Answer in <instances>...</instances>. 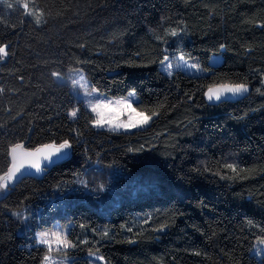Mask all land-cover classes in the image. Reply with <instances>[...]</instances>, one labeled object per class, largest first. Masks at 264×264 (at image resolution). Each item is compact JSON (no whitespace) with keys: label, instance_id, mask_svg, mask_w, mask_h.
Segmentation results:
<instances>
[{"label":"trees","instance_id":"1","mask_svg":"<svg viewBox=\"0 0 264 264\" xmlns=\"http://www.w3.org/2000/svg\"><path fill=\"white\" fill-rule=\"evenodd\" d=\"M177 26L180 36L164 35ZM0 44L10 46L0 61V175L12 144L72 145L0 195V264H42L35 234L56 223L76 245L64 252L70 264H90L89 253L106 264H260L250 250L264 238V0H0ZM181 52L209 71L159 68ZM71 68L106 94L135 89L134 106L159 115L130 131L93 127L52 75ZM221 79L251 90L211 104L204 92Z\"/></svg>","mask_w":264,"mask_h":264},{"label":"snow or ice","instance_id":"2","mask_svg":"<svg viewBox=\"0 0 264 264\" xmlns=\"http://www.w3.org/2000/svg\"><path fill=\"white\" fill-rule=\"evenodd\" d=\"M12 7L11 4L8 5ZM23 8L26 10V14L34 15L29 9L28 3H23ZM36 22H40V16L36 15ZM185 31L184 28L171 27L165 30V36L178 37ZM163 39V37H158ZM166 42V41H165ZM9 45L0 44V61H3L8 55ZM225 45L221 44L220 48L225 49ZM175 68L177 70L192 71L195 72H208L209 69L201 68L199 63L191 62V57L186 58L185 54L181 52L178 56L174 55ZM162 71L166 72L169 76L172 75L173 60L168 55H164L163 59L159 61ZM53 76L59 78L60 74L57 72L52 73ZM214 75V73H213ZM83 81V83H81ZM264 84V81H261ZM71 84L75 90L83 89L84 99L81 103L86 101L85 107L90 108L92 113H95V118L91 120L94 127L107 126L111 131H119L120 129L129 130L133 128L142 127L148 124L149 121L159 115L158 111L150 110L151 115H148L145 111H140L136 107H133L132 101L137 99L135 89L128 92L127 96H121L118 99L106 97L103 93H98V89L92 87L89 90L88 82L83 75H80L79 80L73 79ZM2 91V89H0ZM249 91V85L247 83H235L228 80L221 79L219 81L213 80L206 87L204 95L208 101H220L231 96H239ZM259 91V89H257ZM191 99V97H189ZM161 105L160 107H162ZM78 109H73L70 113L71 117H76ZM72 148V145L68 140H63L61 143L42 144L34 148H25L22 143H15L9 146L8 156L10 157V163L7 166V170L0 175V190H5L9 185L18 178V174L23 175L30 173V170L34 169L37 173L42 172L44 168L51 164H54L57 160L62 159L68 154V150ZM131 150V149H130ZM141 149H136L140 151ZM223 169L230 170L233 174L239 175L237 165L234 163H225L222 165ZM214 175L220 176L221 179H232L233 177L228 173H222L216 171ZM81 183H85L81 181ZM101 187H103L101 185ZM16 216H20L21 213H14ZM148 219H151L149 217ZM147 223V220L145 221ZM252 222L249 221V224ZM83 227V225H81ZM167 227L166 224H160L156 231H163ZM129 232L131 228L127 229ZM264 232V228L261 229ZM104 236L108 235V231L105 230ZM37 244L44 245L47 249V254L44 255L42 264H62V262L56 261L52 253L65 252L69 248H74L76 245L73 241L68 239L66 231L62 230L58 225L54 230H45L35 234ZM130 243L133 241H129ZM80 243H87V241H80ZM264 238H258L257 245L250 251L253 253L264 252ZM90 256H95V253H90ZM67 259V257H65ZM98 261H103L104 257H97ZM260 264H264V258L261 259Z\"/></svg>","mask_w":264,"mask_h":264},{"label":"rangeland","instance_id":"3","mask_svg":"<svg viewBox=\"0 0 264 264\" xmlns=\"http://www.w3.org/2000/svg\"><path fill=\"white\" fill-rule=\"evenodd\" d=\"M23 3L24 2H21V4L23 5ZM180 54V53H179ZM179 54H177L176 56H178ZM174 57V56H173ZM173 57H169L170 59H172L173 60V69H172V71L174 70V69H176L175 68V60H174V58ZM187 58V57H186ZM221 59H222V55L220 54V53H218V54H212L211 56H210V58H209V62L211 63V64H216V63H219L220 61H221ZM191 62H193V63H199V62H196V61H194V60H192L191 59ZM199 65L201 66V68H204L200 63H199ZM159 68L161 69V65H160V63H159ZM206 69V68H205ZM162 70V69H161ZM164 72V71H163ZM185 72H188V73H190V74H201V73H206V72H195V70H192V71H185ZM57 73H59L60 74V77L59 78H57V77H55L54 76V78L57 80V81H66L67 83H68V85L70 86V89H71V91L73 92V94H74V96L76 97V99H78V100H80V101H82L83 99H84V97H83V89H79L78 91L77 90H75L74 88H73V86H72V84H71V81L73 80V79H76V80H79V78H80V75H83L84 77H85V79L87 80V82H88V87H89V90L92 88V87H95V86H93V85H91L90 83H89V80H88V78L86 77V75L84 74V72L80 69V68H71V69H68L65 73H60V72H57ZM164 73H166V72H164ZM81 83H83V81L81 82ZM96 88V87H95ZM97 89V88H96ZM129 91H131V90H129ZM128 91V92H129ZM128 92H126L125 94H116V95H110V94H106L105 92H101V91H99L98 90V93H103L106 97H109V98H116V99H118L119 97H121V96H127V94H128ZM137 94V93H136ZM138 97V96H137ZM137 99H135V100H133L132 101V103H133V107H135L134 106V102L136 101ZM85 104H86V101L83 103V105L85 106ZM87 109H89L90 110V112H91V109L90 108H87ZM71 113V112H70ZM92 113V112H91ZM92 115H93V119L95 118V113H92ZM148 115H151V114H148ZM150 122V121H149ZM148 122V123H149ZM92 124V123H91ZM147 125V124H146ZM146 125H143L142 127H144V126H146ZM93 126V125H92ZM94 127V126H93ZM95 128H98V127H95ZM99 128H107V129H109L107 126H105V127H99ZM138 128H141V127H138ZM133 129H135V128H133ZM133 129H129V130H124V129H120V130H123V131H130V130H133ZM8 189V188H7ZM7 189H5V190H0V195H2V194H4L6 191H7ZM59 226L62 230H64V231H66V229H67V226H62V225H60V224H58V223H56V224H54L52 227H49V228H46V229H43V230H40V231H38L37 233H39V232H42V231H45V230H54V228H55V226ZM257 242H258V240H256L255 242H254V244H253V246L251 247V250L254 248V246L255 245H257ZM262 247H264V246H262ZM252 253H253V251H251ZM90 254V253H89ZM256 256H257V258H260L262 255H264V252H261V253H254ZM52 256H53V258L56 260V261H58V262H62V264H70V262H69V260H70V258L68 257V255H66L64 252H61V253H57V252H53L52 253ZM65 257H67V259H65ZM97 257H100L98 254H95V256H88V258H89V262H90V264H106L104 261H98L97 260Z\"/></svg>","mask_w":264,"mask_h":264},{"label":"water","instance_id":"4","mask_svg":"<svg viewBox=\"0 0 264 264\" xmlns=\"http://www.w3.org/2000/svg\"><path fill=\"white\" fill-rule=\"evenodd\" d=\"M235 83H240V82H235ZM250 90H251V85H249V91L247 93L242 94V95H239V96H231V95H229L227 98L222 99L220 101H208V102L211 103V104H218V103L223 102V101L235 102V101H238V100H241V99L245 98L249 94ZM206 99H207V97H206ZM49 143H51V142H49ZM44 144H48V143H44ZM38 146H36V147H38ZM24 147L25 148H29V147H26V146H24ZM68 155H69V150H68V154L65 157H63L62 159L57 160L54 164H57V163L65 160L68 157ZM51 165H53V164H51ZM51 165H49L48 167H50ZM48 167H46V168H48ZM46 168H44V170ZM44 170L42 172L37 173L34 169H32V170H30V173H25L23 175L18 174V178L16 180H14L11 184L18 183L23 177L40 176L44 172Z\"/></svg>","mask_w":264,"mask_h":264}]
</instances>
